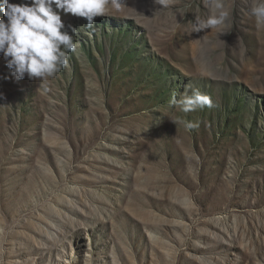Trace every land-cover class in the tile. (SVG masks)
<instances>
[{
  "label": "rangeland",
  "instance_id": "obj_1",
  "mask_svg": "<svg viewBox=\"0 0 264 264\" xmlns=\"http://www.w3.org/2000/svg\"><path fill=\"white\" fill-rule=\"evenodd\" d=\"M252 2L226 0L228 25L199 33L205 0H124L92 28L61 12L77 48L47 80L0 55V264H264ZM187 85L214 106L171 104Z\"/></svg>",
  "mask_w": 264,
  "mask_h": 264
},
{
  "label": "clouds",
  "instance_id": "obj_2",
  "mask_svg": "<svg viewBox=\"0 0 264 264\" xmlns=\"http://www.w3.org/2000/svg\"><path fill=\"white\" fill-rule=\"evenodd\" d=\"M124 0H27L23 4H13L4 0L0 4L5 19H0V55L7 67L17 79L25 76L29 79L47 80L54 77L63 68L68 67V53L75 52L77 43L68 33L61 18L63 14H72L87 19V27L94 26V18L107 15L106 6L111 4L117 12L122 11ZM161 9L169 7V0H154ZM209 10L206 19L196 15L193 32L203 30H221L230 22V12L226 0H205ZM180 16L184 13L177 9ZM251 15L255 18L257 29L264 28V0H253ZM71 32L77 29L71 27ZM243 59V50H241ZM186 86L179 100L173 97L171 104L187 113L198 108L213 107L210 96L202 94L198 89ZM177 124L176 121L172 120ZM189 129L198 124L187 123Z\"/></svg>",
  "mask_w": 264,
  "mask_h": 264
}]
</instances>
